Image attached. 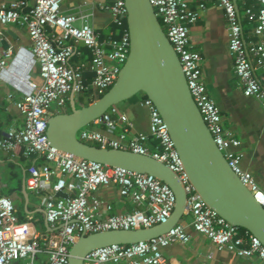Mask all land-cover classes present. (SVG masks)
Masks as SVG:
<instances>
[{"label": "built area", "instance_id": "built-area-1", "mask_svg": "<svg viewBox=\"0 0 264 264\" xmlns=\"http://www.w3.org/2000/svg\"><path fill=\"white\" fill-rule=\"evenodd\" d=\"M215 1L227 19L228 50L242 93L255 98L264 109V0H256L260 5L254 28L258 40L250 42L243 39L233 0ZM60 2L34 0L27 5L23 0H16L0 5V24L24 26L31 42L30 49L19 48L15 52L0 49V80L21 94L14 103L22 116L21 125L4 133L0 149L12 153L21 147L25 157L42 159L40 164L31 161L27 167L25 186L35 193L50 188L43 203L46 222L52 229L48 234H41L30 224L19 221L12 201L0 195V264H69V249L81 234L147 228L164 223L175 203L169 186L152 175L87 160L49 145L48 118L66 105L71 92L74 95L88 93L89 96L105 93L115 82L129 52L124 0L98 4L99 9L109 14L111 24L117 30V34L110 32L107 37H102L90 25L87 14L63 13ZM149 3L180 61L191 97L216 146L231 170L264 207V190L240 166L242 154L236 149L241 142L223 129L219 109L202 80V56L192 48L189 38L190 26L198 19V12L185 0H149ZM246 14L253 16L250 10H246ZM47 28H51L50 32ZM78 45L89 50L88 65L70 63ZM34 68L40 83L31 76ZM86 71L91 73L90 80L84 77ZM139 102L148 110V133H135L132 123L115 105L91 124L102 125L108 132L120 129L117 138L107 137L88 126L78 130V139L100 147L147 154L163 162L184 186L187 195L184 214L191 216L193 230L218 248H226L238 256L256 257L264 263L261 241L247 230L227 222L204 202L189 182L158 110L147 97ZM148 141L153 146L149 147ZM68 177L77 181L78 186L74 181H68ZM107 186L116 187L119 196L130 199L137 208L101 217L102 202L88 197L98 188ZM59 191L66 197L56 196ZM105 208L109 210L111 206ZM188 240L189 236L179 222L166 233L146 241L94 249L85 255L83 262L169 264L162 249Z\"/></svg>", "mask_w": 264, "mask_h": 264}, {"label": "water", "instance_id": "water-1", "mask_svg": "<svg viewBox=\"0 0 264 264\" xmlns=\"http://www.w3.org/2000/svg\"><path fill=\"white\" fill-rule=\"evenodd\" d=\"M124 2L129 52L115 82L100 97L79 107L71 92L68 104L47 120L48 143L77 157L152 175L169 186L175 203L164 223L147 228L81 234L69 249V264H84L85 255L100 247L132 244L162 235L179 223L185 213L184 186L166 164L147 154L100 147L77 137L78 130L91 124L110 107L137 95L150 99L158 110L189 182L204 202L227 222L247 230L264 245V207L231 170L216 146L191 97L180 61L149 0ZM0 44L4 42L0 40ZM31 76L34 77L33 72ZM56 196L66 197V194L59 191Z\"/></svg>", "mask_w": 264, "mask_h": 264}, {"label": "crops", "instance_id": "crops-1", "mask_svg": "<svg viewBox=\"0 0 264 264\" xmlns=\"http://www.w3.org/2000/svg\"><path fill=\"white\" fill-rule=\"evenodd\" d=\"M16 0H0V5ZM30 5L34 0H23ZM111 0H61L60 9L67 14H87L90 25L102 37L117 30L110 21L107 12L98 8V4ZM191 9L198 12V19L190 26L189 38L192 48L202 56L201 77L210 97L219 109L221 125L230 136L241 143L236 149L242 154L240 166L251 174L257 185L264 190V109L252 97L243 95L241 86L233 70V57L228 50V24L224 11L215 0H185ZM242 28L245 42L257 41L254 34L255 14L260 5L256 0H233ZM203 4L202 7L199 5ZM250 10L253 16L246 14ZM50 32L51 28H47ZM1 50L15 52L19 48L30 49L26 28L20 24H0ZM90 52L87 48L77 46L70 58L76 65L87 63ZM89 73L88 71H86ZM37 83L41 82L36 68L33 69ZM257 76L259 71H255ZM9 95H12L9 99ZM20 93L9 84L0 80V139L9 128L22 124V116L14 101L20 99ZM69 99V98H68ZM140 96L125 100L117 107L127 116L133 125V131L148 133L149 115L146 107L140 104ZM75 98V103H76ZM77 105V104H76ZM107 137L117 138L120 129L108 132L102 125L89 124ZM153 146L151 141L147 142ZM18 147L12 153L0 149V195L8 197L22 222L41 234H48L52 229L47 225L44 211V198L50 194V188L39 193L29 190L25 184L27 167L34 161L41 163V158H27ZM68 181L78 182L68 177ZM23 185L25 186L23 189ZM95 197L102 202L99 215L130 212L137 206L128 198L119 196L114 186L100 187L91 193L88 199ZM111 209L106 210L105 206ZM180 223L189 236L187 243L175 242L162 249L169 264H264L256 257L238 256L226 248H218L205 236L195 232L191 226V216L184 214ZM42 257V256H41Z\"/></svg>", "mask_w": 264, "mask_h": 264}, {"label": "trees", "instance_id": "trees-1", "mask_svg": "<svg viewBox=\"0 0 264 264\" xmlns=\"http://www.w3.org/2000/svg\"><path fill=\"white\" fill-rule=\"evenodd\" d=\"M86 65H88V64L86 63ZM84 77H86L87 80H90L91 73H90V72H89V73L84 72ZM100 96H101V95L89 96L88 93H79V94H76V95H75V98H76V101L78 102V104H77L76 106L79 107V106L85 105V104H87V103L93 101L94 99H96V98H98V97H100ZM135 97H136V96L132 97L131 99H133V98H135ZM140 97H141V98H145L144 95H141ZM84 98H85V100H84ZM67 104H68V101H66V105H67ZM17 216H18V215H17ZM19 221H21V220H19ZM21 222H22V221H21ZM241 230H244V229L241 228Z\"/></svg>", "mask_w": 264, "mask_h": 264}, {"label": "rangeland", "instance_id": "rangeland-1", "mask_svg": "<svg viewBox=\"0 0 264 264\" xmlns=\"http://www.w3.org/2000/svg\"><path fill=\"white\" fill-rule=\"evenodd\" d=\"M137 96H141V95H137ZM84 100H85V98H84ZM76 104H78V102H76ZM89 126V125H88ZM88 126H85V127H88Z\"/></svg>", "mask_w": 264, "mask_h": 264}]
</instances>
